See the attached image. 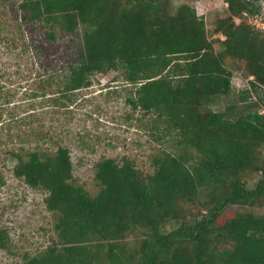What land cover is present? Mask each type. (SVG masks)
Wrapping results in <instances>:
<instances>
[{
    "label": "trees",
    "instance_id": "1",
    "mask_svg": "<svg viewBox=\"0 0 264 264\" xmlns=\"http://www.w3.org/2000/svg\"><path fill=\"white\" fill-rule=\"evenodd\" d=\"M226 2L219 40L188 2L173 11V0H19L12 29L31 33L22 49L45 72L32 97L62 107L94 74L120 72L127 102L162 143L151 172L130 157L100 159L92 194L56 133L34 123L36 112L21 118L13 172L47 192L56 218L55 238L21 264H264V33L244 16L262 5ZM62 58L63 87L53 71ZM235 71L253 77L249 88L235 91ZM224 97L225 110H214ZM169 222L177 226L163 231ZM12 245L0 226V249Z\"/></svg>",
    "mask_w": 264,
    "mask_h": 264
},
{
    "label": "rangeland",
    "instance_id": "2",
    "mask_svg": "<svg viewBox=\"0 0 264 264\" xmlns=\"http://www.w3.org/2000/svg\"><path fill=\"white\" fill-rule=\"evenodd\" d=\"M184 2L194 5L203 14L210 38L225 39L222 32L214 33L213 28L215 19L227 9L226 0H173V11ZM18 3L19 0H0V226L9 230L13 244L12 251L0 249V264H21L26 253L34 254L46 248L56 236V218L45 202L47 192L31 188L13 172L17 161L11 155V148L16 147L17 142L10 139V135L17 131L21 118L36 112L34 123L41 122L56 133L62 145L70 149L77 182L92 194L100 188L95 179L96 163L100 159L130 157L147 173L153 171L152 154L162 145L151 133V118L132 109L127 102L130 87L120 72L94 74L91 84L69 93L73 101L62 107L43 105L41 96L33 98L32 89L45 72L39 68L33 50L22 49L21 45L24 40L28 41L31 33L18 39V33L12 29L16 24ZM34 36L39 37L36 33ZM66 40L62 38V43ZM216 46L219 49L220 43ZM66 66L67 61L62 58V63L53 70L58 80L62 76V87ZM250 80L242 71H235V91L249 88ZM226 102L224 97L212 108L224 111ZM239 107L247 110L245 102L239 103ZM261 108L264 111V106ZM29 120L33 121V117ZM254 185L255 181L249 183V186ZM254 211L263 213L262 208ZM176 226L169 222L163 226V231H171Z\"/></svg>",
    "mask_w": 264,
    "mask_h": 264
},
{
    "label": "built area",
    "instance_id": "3",
    "mask_svg": "<svg viewBox=\"0 0 264 264\" xmlns=\"http://www.w3.org/2000/svg\"><path fill=\"white\" fill-rule=\"evenodd\" d=\"M244 16L255 30L264 33V7L254 12L247 11L244 13Z\"/></svg>",
    "mask_w": 264,
    "mask_h": 264
},
{
    "label": "crops",
    "instance_id": "4",
    "mask_svg": "<svg viewBox=\"0 0 264 264\" xmlns=\"http://www.w3.org/2000/svg\"><path fill=\"white\" fill-rule=\"evenodd\" d=\"M197 12H198L199 15H202V16H203V14H201V13L199 12L198 9H197ZM235 19L238 20V22H240V18L238 19V18L236 17ZM238 22H237V23H238ZM225 38H226V37H225ZM250 78L252 79L253 77H250Z\"/></svg>",
    "mask_w": 264,
    "mask_h": 264
},
{
    "label": "water",
    "instance_id": "5",
    "mask_svg": "<svg viewBox=\"0 0 264 264\" xmlns=\"http://www.w3.org/2000/svg\"><path fill=\"white\" fill-rule=\"evenodd\" d=\"M263 2V4H264V1H262ZM258 4H261V0H258V2H257Z\"/></svg>",
    "mask_w": 264,
    "mask_h": 264
}]
</instances>
